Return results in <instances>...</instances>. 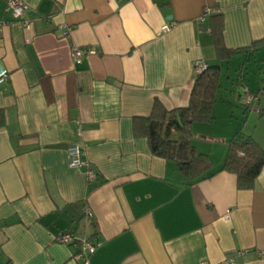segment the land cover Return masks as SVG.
<instances>
[{
  "label": "crops",
  "instance_id": "obj_1",
  "mask_svg": "<svg viewBox=\"0 0 264 264\" xmlns=\"http://www.w3.org/2000/svg\"><path fill=\"white\" fill-rule=\"evenodd\" d=\"M23 2L28 30L0 0V264H264V166L251 189L219 169L236 132L264 149V134L246 129L252 114L264 125L260 91L243 103L251 114L240 128L229 119L209 138L191 125L213 172L192 185L133 126L155 100L188 104L195 60L218 62L222 74L235 56L250 63L264 52V0ZM73 46L91 52L75 63ZM72 143L93 180L70 166ZM67 231L97 243L87 263L55 239Z\"/></svg>",
  "mask_w": 264,
  "mask_h": 264
},
{
  "label": "trees",
  "instance_id": "obj_2",
  "mask_svg": "<svg viewBox=\"0 0 264 264\" xmlns=\"http://www.w3.org/2000/svg\"><path fill=\"white\" fill-rule=\"evenodd\" d=\"M218 43L217 51L220 58L225 48ZM255 46L256 42L251 45L252 48L236 50V54L248 52ZM220 75L221 66L218 62L208 64L203 72L195 74L186 106L168 110L155 100L148 116L137 117L133 121L135 133L147 138L153 154L175 161L187 185H192L213 174L210 171L211 159L207 154L195 149L190 137L191 125L194 122H211L213 119L211 107L216 99ZM250 92L256 96V92ZM262 166H264V149L253 137L242 132L234 133L219 169L234 173L239 189H251Z\"/></svg>",
  "mask_w": 264,
  "mask_h": 264
},
{
  "label": "rangeland",
  "instance_id": "obj_3",
  "mask_svg": "<svg viewBox=\"0 0 264 264\" xmlns=\"http://www.w3.org/2000/svg\"><path fill=\"white\" fill-rule=\"evenodd\" d=\"M219 84L216 100L211 107L212 121L199 122L198 124L201 125L200 130L205 131L203 129H206L209 138L225 131V125L229 119H231V126L234 128H240L248 119L251 111L250 107L247 108L241 100L244 92L243 86L248 88L249 92L260 91L259 103L256 106L264 109V52L260 51L255 59L250 60V63L245 61L244 56H235L230 65L223 67ZM239 93L242 95L241 99L238 98ZM252 115L246 122V129H256L257 133L264 134V125L262 122L258 123V114Z\"/></svg>",
  "mask_w": 264,
  "mask_h": 264
},
{
  "label": "built area",
  "instance_id": "obj_4",
  "mask_svg": "<svg viewBox=\"0 0 264 264\" xmlns=\"http://www.w3.org/2000/svg\"><path fill=\"white\" fill-rule=\"evenodd\" d=\"M7 9L10 11L12 15V23L16 24L18 27L23 30H28L31 26V22L25 18L26 6L23 0H6ZM4 25V21H0V26ZM63 29V36H68L70 27L66 24L59 25ZM169 30V25L164 24L161 27L162 32H166ZM91 51L86 47H72V58L75 63H79L83 56L87 55ZM208 66V63L204 60L197 59L193 63V72L194 74H199L203 72ZM8 79V70L0 64V86L4 84ZM254 95L249 92L246 88H244L243 102L246 105H249L253 102ZM67 154L69 159V164L72 167H81L84 169L85 174L88 180H93L95 178V173L91 168L89 162L82 156V149L80 145L72 143L67 146ZM88 215L91 213L85 210ZM225 217H229L228 214ZM60 243H68L73 244L77 247V252L74 254V258H82L84 263L88 262V256L95 251L96 242H93L90 239L83 238L78 240L72 232H61L55 238ZM200 264H207V262L203 261ZM221 264H234V259L231 257Z\"/></svg>",
  "mask_w": 264,
  "mask_h": 264
}]
</instances>
